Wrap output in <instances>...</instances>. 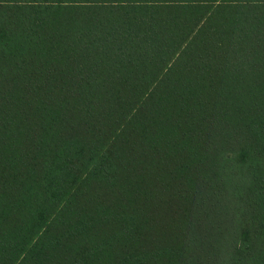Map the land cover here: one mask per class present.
Segmentation results:
<instances>
[{"label":"trees","instance_id":"trees-1","mask_svg":"<svg viewBox=\"0 0 264 264\" xmlns=\"http://www.w3.org/2000/svg\"><path fill=\"white\" fill-rule=\"evenodd\" d=\"M0 264H264V0H0Z\"/></svg>","mask_w":264,"mask_h":264}]
</instances>
